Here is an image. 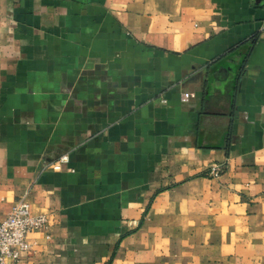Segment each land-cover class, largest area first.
<instances>
[{"label":"crops","instance_id":"0c3cea01","mask_svg":"<svg viewBox=\"0 0 264 264\" xmlns=\"http://www.w3.org/2000/svg\"><path fill=\"white\" fill-rule=\"evenodd\" d=\"M22 196L19 264H264V0H0V219Z\"/></svg>","mask_w":264,"mask_h":264},{"label":"built area","instance_id":"2783aa9c","mask_svg":"<svg viewBox=\"0 0 264 264\" xmlns=\"http://www.w3.org/2000/svg\"><path fill=\"white\" fill-rule=\"evenodd\" d=\"M193 95L191 92H184L185 98ZM67 160L68 155L64 154L47 166L61 169L63 162ZM225 168V163H213L209 166L208 172L213 176H219ZM48 224V214L33 213L26 197H20L7 216L0 219V264H19L33 248L29 234L46 228Z\"/></svg>","mask_w":264,"mask_h":264}]
</instances>
